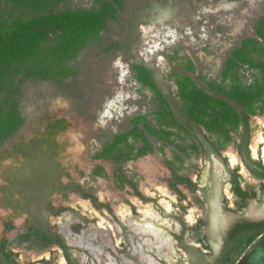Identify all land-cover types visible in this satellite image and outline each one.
Segmentation results:
<instances>
[{
  "label": "rangeland",
  "instance_id": "rangeland-1",
  "mask_svg": "<svg viewBox=\"0 0 264 264\" xmlns=\"http://www.w3.org/2000/svg\"><path fill=\"white\" fill-rule=\"evenodd\" d=\"M94 3L95 0H68L66 6L90 7ZM262 15L264 0H123L117 18L108 22L101 39L80 51L74 64L76 76L60 82L38 79L20 82L17 98L23 123L0 146V238L8 237L9 247L18 253L21 261L32 259L25 252L36 248L17 239L18 233L25 232L24 217L4 205L3 191L10 171L27 178L32 164L24 153H15L13 149L21 143L25 146L47 138L54 145L53 151L43 145L37 153L39 158L49 156L56 166L54 174L76 179L91 195L107 199L114 210L128 202L139 210V196L154 198L158 193L164 194L159 203L167 207L166 196L176 195L169 187L173 173L195 179L197 170L193 164H197V157L194 155L183 162L177 160L174 153L179 149L174 143H162L145 130L153 146L152 152L123 164L93 158L114 134L132 126L134 116L145 115L146 122L156 126L153 111L158 108V100L151 89L135 79L131 64L148 67L178 122L193 131L198 130L199 127L184 115L176 94L175 75H189L197 86L219 96L209 83L221 80L225 59L243 38L257 37L254 24ZM254 74L257 75L258 70L246 65L239 71L245 83H249ZM59 120H63L65 126L51 129L50 125ZM250 124L253 152L262 151L264 158V115L256 116ZM181 137L185 138L186 133H180L177 143L182 141ZM140 144L139 140L136 145ZM231 147L229 144L226 152L232 151ZM97 165L104 169L101 176L93 173ZM116 173L124 177L122 187L118 186ZM251 181L255 185L258 182ZM130 183L136 186L139 195ZM176 186L191 199L181 184ZM223 189L228 194L227 185ZM210 204L214 209L209 212L207 229L210 250H201L200 257L189 256L182 242L174 241L166 264H190L188 256L193 257L192 264H208L219 257L222 234L234 214L221 206L218 195ZM252 208L255 215L261 213L259 205L254 203ZM191 212L194 217L199 211L193 207ZM10 216L13 218L11 228L6 225ZM162 216L166 229L167 215ZM184 244L195 246L197 242L189 238ZM156 262L165 264L161 260Z\"/></svg>",
  "mask_w": 264,
  "mask_h": 264
},
{
  "label": "trees",
  "instance_id": "trees-1",
  "mask_svg": "<svg viewBox=\"0 0 264 264\" xmlns=\"http://www.w3.org/2000/svg\"><path fill=\"white\" fill-rule=\"evenodd\" d=\"M67 2L0 0V146L23 123L17 98L20 82L23 79L60 82L76 76L74 64L80 51L101 39V33L108 27V22L117 18L119 8L123 6V0H95L90 7H69L66 6ZM254 30L264 42V15L255 22ZM189 64L191 69V62ZM244 65L258 70V74H254L249 83L243 82L239 76ZM131 68L135 79L141 86L151 89L158 100V108L153 111L156 126L149 125L145 115L134 116L131 119L132 126L114 134L93 154V158L123 164L152 152L153 146L145 130L162 143H174L179 149L174 153L177 160L183 162L192 155L197 157L200 149L197 136L189 126L178 122L150 69L137 63H132ZM174 81L184 115L206 131L216 151L225 149L240 135V126L244 127V144H248L252 131L250 116L264 115V46L259 41L246 37L231 50L224 61L221 80L209 83L221 96L197 86L193 78L186 74L175 75ZM50 126L51 129L63 128L65 123L59 120ZM181 132L186 133V137H181L182 141L177 143ZM139 140L141 144L137 146ZM43 145H48L50 151L54 146L51 140L43 138L25 146L21 143L13 149L15 153H24L32 164L29 177L19 183L21 191L22 187L33 194L43 195L48 190L49 182L59 177L54 174L56 166H53L49 156L42 159L37 155ZM259 166L261 171L254 169V175L264 179V166ZM93 173L101 176L104 169L97 165ZM17 174L12 172L13 176ZM173 174V188L177 184L190 183L187 175ZM116 177L120 181L118 186L122 187L124 177L117 173ZM130 184L138 194L136 186ZM12 186L13 182L5 187L7 193H10ZM17 189L13 188V191L20 192ZM250 227L253 232L247 233L245 226H239L233 231L223 244L219 257L208 264H235L251 242L264 231V222L254 223ZM39 233L30 228L20 234L19 238H25L31 242L30 246L42 249L49 241L39 239Z\"/></svg>",
  "mask_w": 264,
  "mask_h": 264
},
{
  "label": "flooded vegetation",
  "instance_id": "flooded-vegetation-1",
  "mask_svg": "<svg viewBox=\"0 0 264 264\" xmlns=\"http://www.w3.org/2000/svg\"><path fill=\"white\" fill-rule=\"evenodd\" d=\"M255 117L250 116V127ZM262 128L264 131V126ZM192 133L200 144L197 164H193L197 174L195 179L187 175L190 183L182 185L191 199L177 186L173 188L169 184L176 195L166 196L167 207L159 203L164 197L162 193L154 198L140 194L139 210L130 202L114 210L107 199L91 195L76 179L68 176L52 179L43 195L33 194L22 187L21 191L19 183L26 178L18 176L19 173L13 176L10 171L6 182L7 185L13 182L14 186L10 193L4 189V205L24 217L25 231L33 228L40 232L39 239H47L49 243L42 249L27 250L25 253L32 259L21 261L4 235L0 238V264H158L157 260L166 264L174 241L182 242L189 256L200 257L201 250L211 247L207 229L209 212L214 210L210 201L215 195L219 196L221 206L234 214L222 234L223 244L239 226H245L247 233L253 232L252 224L264 222L261 213H252L254 203L260 208L264 206V179L255 177L253 172L254 169L261 171L259 164L264 166L262 151L254 154L250 140L245 146L243 126L229 152L227 148L216 151L205 130L194 129ZM251 180L258 182L255 185ZM225 185L228 194L224 192ZM13 188H18L22 194L14 192ZM193 207L199 211L194 217ZM162 215H167L166 229L161 222ZM12 222L10 216L6 225ZM20 234L16 235L17 239L30 246L31 242L20 239ZM189 238L197 244H184ZM189 256L187 260L192 264L193 257Z\"/></svg>",
  "mask_w": 264,
  "mask_h": 264
},
{
  "label": "water",
  "instance_id": "water-1",
  "mask_svg": "<svg viewBox=\"0 0 264 264\" xmlns=\"http://www.w3.org/2000/svg\"><path fill=\"white\" fill-rule=\"evenodd\" d=\"M261 216H264V206ZM235 264H264V231L245 249Z\"/></svg>",
  "mask_w": 264,
  "mask_h": 264
},
{
  "label": "crops",
  "instance_id": "crops-1",
  "mask_svg": "<svg viewBox=\"0 0 264 264\" xmlns=\"http://www.w3.org/2000/svg\"><path fill=\"white\" fill-rule=\"evenodd\" d=\"M256 34V33H255ZM256 36H257V34H256ZM252 38H254V37H252ZM257 41H259L263 46H264V42L257 36L256 38H255ZM240 45V44H239ZM238 45V46H239ZM237 47V46H236ZM235 48V47H234Z\"/></svg>",
  "mask_w": 264,
  "mask_h": 264
}]
</instances>
